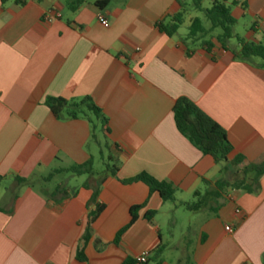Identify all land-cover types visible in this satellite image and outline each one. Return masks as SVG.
I'll return each mask as SVG.
<instances>
[{
	"label": "crops",
	"instance_id": "1",
	"mask_svg": "<svg viewBox=\"0 0 264 264\" xmlns=\"http://www.w3.org/2000/svg\"><path fill=\"white\" fill-rule=\"evenodd\" d=\"M73 1L0 0V264H123L144 251L146 264H264V176L258 192L226 188L206 208L178 217L204 179L213 190L235 174L222 173L184 137L173 115L187 98L225 130L230 161L262 164L264 62L238 59L235 40L223 49L215 40L212 48L185 42L179 31L167 37L157 25L180 11L177 0H110L103 10L86 0L75 12ZM226 4L237 26L245 25L244 35L234 34L264 44V0ZM50 10L60 17L46 23ZM49 97L91 98L108 124L92 139L87 120L57 119ZM104 147V166L116 175L94 169ZM89 160L94 177L61 173L54 187L43 181ZM142 173L174 185L175 201L122 182ZM16 177L35 185L19 186ZM57 187L65 195H54ZM96 189L103 211L85 243ZM136 206H143L136 222L114 244ZM148 212H156L152 221ZM80 250L86 262L77 259Z\"/></svg>",
	"mask_w": 264,
	"mask_h": 264
},
{
	"label": "trees",
	"instance_id": "2",
	"mask_svg": "<svg viewBox=\"0 0 264 264\" xmlns=\"http://www.w3.org/2000/svg\"><path fill=\"white\" fill-rule=\"evenodd\" d=\"M86 0H74L70 5L73 12L77 11L85 4ZM208 3L209 7L205 8L204 3ZM110 0H96V7L99 10L105 9ZM180 11L172 16H168L165 22L157 25L160 32L167 37L175 36L185 22L186 16L191 12L202 13L206 20L210 23V28L206 29L199 18H194L188 28V33L184 38L185 42L195 44L203 41V46L213 47L212 40H205L207 36L215 34L213 40L216 41L223 49L228 48L230 41L235 40L240 47L235 53L236 57L241 60L259 59L264 62V44H256L247 42L234 34L237 26V20L231 13V8L226 4V0H177ZM46 105L57 119L68 120H87L92 127V139H95V133L98 127L104 128L108 124V119L104 116L102 110L95 104L91 98L82 100H65L62 98L49 97ZM174 121L178 131L186 137L198 150L204 155L213 158L216 165L220 166L222 173H228L230 167H235V176L232 182L226 179H220L214 184V189L210 187L212 183L206 179L202 181L203 191H197L194 194L192 202L183 204V207L189 212H197L207 207L212 199H219L221 193L226 188L241 189L247 192H258L259 178L264 176V162L256 166H245L241 168L244 158L238 157L233 161L229 160V156L233 151L225 130L219 126L214 120L207 116L195 103L187 98H180L173 108ZM94 119V121H93ZM117 170L106 164L104 173L116 175ZM61 173H70L74 176H96L93 170V162L89 160L82 165H73L68 169L54 170L50 176L45 178L44 182H51L57 175ZM233 173V172H232ZM254 175V179L251 178ZM3 180L0 177V183ZM19 186L33 187L35 185L33 178H15ZM124 184L143 183L150 193H158L164 203L174 202L177 189L168 182L158 181L152 176L142 173L134 178L122 181ZM87 187V186H86ZM64 194L60 187L54 191V195ZM99 189L94 190L89 207L92 209L89 214L87 229L84 235V242L87 243L91 239L92 225L103 211V206L97 203ZM65 195V194H64ZM143 206L133 207L130 211V222L116 236L114 244L118 245L124 232L129 229L137 220L139 211ZM156 212H148L145 217L148 221H152ZM77 259L80 262H86L83 250L78 251ZM123 264H136V261L128 259ZM184 264H192L190 260Z\"/></svg>",
	"mask_w": 264,
	"mask_h": 264
},
{
	"label": "rangeland",
	"instance_id": "3",
	"mask_svg": "<svg viewBox=\"0 0 264 264\" xmlns=\"http://www.w3.org/2000/svg\"><path fill=\"white\" fill-rule=\"evenodd\" d=\"M204 7L205 8H208L209 7V4L206 2L204 3ZM194 19V18H199L202 23H203V26L206 28V29H209L210 28V23L206 20L205 16L202 14V13H198V12H191L189 13L186 18H185V22L184 24L182 25V27L179 29V33L182 34V35H186L188 33V28L191 24V19ZM217 33V31L214 33V34H211L209 36L206 37L205 40H213V38L215 37V34ZM245 33V25L243 23H240L236 28H235V34L236 35H244ZM256 60H259V59H256ZM260 62H263L260 60ZM98 137H99V140L101 142H103V144L105 145V142L103 140V137L101 136V133L98 134ZM103 154H104V157H105V160L101 159L100 156H96V160H95V166H94V169L96 172H101L103 170H106L105 166H104V163H108L107 162V157H108V152L107 150L103 149ZM229 171L232 173L235 172V167H230L229 168ZM64 178V175L63 176H57L54 178V180L50 183H48V187H54L56 184H58L62 179ZM1 190H3V187L1 188ZM193 201V200H191ZM226 202V201H224ZM220 203V201H219ZM184 216L187 217V216H191L190 213H188V211L185 209H180L179 212H178V217L180 219H183L184 220ZM186 231V230H184ZM185 233V232H184Z\"/></svg>",
	"mask_w": 264,
	"mask_h": 264
},
{
	"label": "built area",
	"instance_id": "4",
	"mask_svg": "<svg viewBox=\"0 0 264 264\" xmlns=\"http://www.w3.org/2000/svg\"><path fill=\"white\" fill-rule=\"evenodd\" d=\"M59 17H60V15L58 13L50 10V11L46 12L43 15V21L46 22V23H52L53 21H55ZM97 19L102 25L108 26L109 22L104 17V15L102 13L98 14ZM236 214H240V210L239 209L236 210ZM225 230H226V232H228L230 234H232L234 232V228L232 226H226ZM148 257H149V252L144 251L140 255L137 256L136 262L139 263V264H146L147 261H148Z\"/></svg>",
	"mask_w": 264,
	"mask_h": 264
}]
</instances>
